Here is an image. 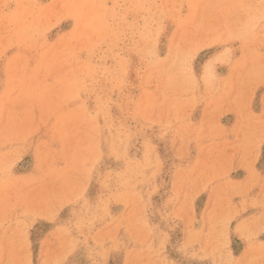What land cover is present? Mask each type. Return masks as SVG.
Returning a JSON list of instances; mask_svg holds the SVG:
<instances>
[{
	"label": "rangeland",
	"instance_id": "obj_1",
	"mask_svg": "<svg viewBox=\"0 0 264 264\" xmlns=\"http://www.w3.org/2000/svg\"><path fill=\"white\" fill-rule=\"evenodd\" d=\"M0 264H264V0H0Z\"/></svg>",
	"mask_w": 264,
	"mask_h": 264
}]
</instances>
